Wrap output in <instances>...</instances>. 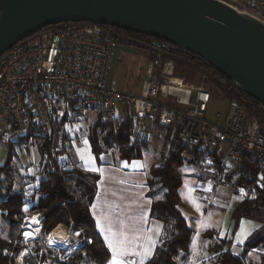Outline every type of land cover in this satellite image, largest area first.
<instances>
[{
  "label": "built area",
  "instance_id": "1",
  "mask_svg": "<svg viewBox=\"0 0 264 264\" xmlns=\"http://www.w3.org/2000/svg\"><path fill=\"white\" fill-rule=\"evenodd\" d=\"M223 1L264 23V0ZM119 46L93 23L48 26L14 45L0 58V153L37 150L65 177L69 138L89 141V122L117 120L125 104L133 142L149 141L148 124L175 129L192 150L201 190L225 187L247 200L264 193V122L235 97L209 118V104L224 94L176 75L170 58L149 61L138 94L118 88L109 75Z\"/></svg>",
  "mask_w": 264,
  "mask_h": 264
},
{
  "label": "trees",
  "instance_id": "2",
  "mask_svg": "<svg viewBox=\"0 0 264 264\" xmlns=\"http://www.w3.org/2000/svg\"><path fill=\"white\" fill-rule=\"evenodd\" d=\"M71 24L61 23L54 26L65 27ZM102 26L111 30L117 39L131 37L137 41L136 43L144 42L142 46L148 50L151 60L173 59L176 63V72L184 76L191 74L192 70L207 73L210 81L216 84L224 97L238 98L264 122V106L239 90L232 80L215 70L201 57L181 50L157 47L154 40L164 42L158 38L107 25ZM158 56L160 57L157 58ZM134 123V118L126 113L121 119L93 124L90 137L93 151L99 155L114 148L124 159L140 158L148 143L146 141L140 144L132 141ZM185 150L192 153L188 147L177 145L165 157L161 165L151 169L150 186L152 189L155 188L157 181L164 189L162 197L153 196L152 217L155 216L164 223V237L155 250L151 264H180L178 257L181 252L190 250L194 230L183 213V201L180 195L183 179L178 172L185 163L182 157ZM15 154L9 152L7 159L0 164V217L11 222L15 235L26 216L36 213H42L45 216L40 235L25 246L30 251L24 257L25 264H46V262L48 264H106L105 257L110 254L89 208V202L99 179L98 175L86 172L80 167L66 166L65 174L70 175L64 177L53 170L52 165L41 162L37 177L33 175L30 178L32 188L29 189L26 186L29 182L17 187V171L12 166ZM25 207L27 211L24 210ZM262 210H264V193L260 192L254 200L242 199L233 210L232 216L238 224L243 217L250 218ZM63 224L72 226L75 231H80L82 237L91 239L92 243H87V240L69 255L65 249H62L60 252L63 256H58L55 249L47 247L46 240ZM216 234L217 231L209 230L204 235L213 238ZM18 239L19 236L6 239L0 234V264H20L11 257L12 252L24 245L23 240L18 241ZM229 241L223 238L219 240L213 247V257L209 264H247L246 259L249 253L255 248L261 250L258 264H264V229L255 231L254 236L245 244L242 254L234 253L229 246ZM15 242H17L16 245ZM22 253L24 252L19 254Z\"/></svg>",
  "mask_w": 264,
  "mask_h": 264
},
{
  "label": "water",
  "instance_id": "3",
  "mask_svg": "<svg viewBox=\"0 0 264 264\" xmlns=\"http://www.w3.org/2000/svg\"><path fill=\"white\" fill-rule=\"evenodd\" d=\"M61 23H93L164 40L204 59L264 106V23L223 0H0V58Z\"/></svg>",
  "mask_w": 264,
  "mask_h": 264
},
{
  "label": "rangeland",
  "instance_id": "4",
  "mask_svg": "<svg viewBox=\"0 0 264 264\" xmlns=\"http://www.w3.org/2000/svg\"><path fill=\"white\" fill-rule=\"evenodd\" d=\"M118 41L120 43V46L118 48V56H120V59L118 58V60L116 59L114 61L110 70L109 81L122 90L138 94L140 92V88L146 74L147 65L149 61H151V56L148 50L143 48L142 45H144V42L136 43L137 41L131 37H122L121 39L118 38ZM159 57L160 56H158L157 58ZM158 60L161 59L159 58ZM175 74L178 76H183L179 72H176ZM186 77L189 81L195 83L206 81L209 86L215 90L216 93L220 92V89L216 86V84L210 81V79L208 78V74H205L201 70H197L195 72L192 70L191 74L186 75ZM228 104L229 100L226 97H223L221 99H213L209 104L207 113L208 117L214 119L215 113L217 111H225ZM121 106L122 103H120V107ZM123 107L121 108L118 119H121L126 113H129V115L131 114V109L129 108V106L125 105L124 110ZM89 123L91 124L93 122L90 121ZM169 132H171V136H175L174 130H169ZM161 140L163 141V139ZM159 141L158 144L161 145V142ZM177 145L183 146L180 141L175 143V147ZM34 152L36 154H34L33 156L36 157V160H34L35 164H33V167L29 166L31 164H27V159H23L25 162L14 160V158L17 157V153L18 156L28 157L31 153H33L32 150H25L22 148L20 152H16L12 159V166L15 167V170L17 171V187L23 185L19 180L20 176H22L25 182H29V184H27L26 186L29 189L32 188V183H30L32 179L30 178L33 175L36 176L38 174L37 165H41V162H44L45 160L37 150H34ZM7 157V150L2 151L0 153V164H2L7 159ZM148 157L149 154H145V158ZM182 157L185 163L178 169V172L183 179V184L180 189L183 201V213L187 218L190 226L193 228L194 232L190 250L189 252H181L178 257L179 263L209 264L213 257V247L219 242L221 238H223L224 240H230L229 246L234 253L242 254L245 244L254 236L255 231L264 229V210H262L259 214L256 213L250 218L243 217L237 224V221L233 218L232 214L235 207L242 200V197L238 193L225 187L216 189L211 195H209L206 191L201 190L200 181L198 178V176L200 175L199 167L195 165L194 162H192V155L186 150L183 152ZM69 165H71V168L75 167V165L72 163ZM159 187L160 186L158 185L156 186L157 192ZM163 195L164 193L163 191H161L160 193H157L156 197L160 198ZM36 214L37 215H28L29 217L26 216L23 219L22 225L19 230L15 232V235L14 230L12 229L11 222L6 220L2 216L0 217V234L6 239H12L13 236H19L18 241H20V239L23 240L24 245H21L22 247H18L14 252L11 253V257H14V259L20 264H25L24 257L30 252L29 249L25 246H27V244L33 238L38 237L41 233L42 223H40L38 214L42 213ZM30 217H35L39 221V223H37V226L34 228L35 234L31 237H25L24 233H26L28 229L25 223L27 222L26 219ZM163 224L164 223L160 219L153 216L150 231L151 239L159 237V233H157L156 230L159 229L161 227L160 225ZM61 226L70 235L67 246L56 244L49 245L48 237L46 240L47 247L55 249L56 254L60 257L63 256L60 252L62 249H65L67 251V254L69 255L76 251L79 247H81L87 240L92 241L91 239L83 238L82 235L76 236L75 233L80 231H75L72 226H67L65 224ZM209 230H215L217 231V234L213 238L206 237L204 234ZM238 237L244 240L242 244L238 242ZM16 244L17 242H15V245ZM21 250H25L26 252ZM20 252H24L22 253V259L18 258ZM260 254V248L252 249L248 255V258L246 259V263L258 264L260 260ZM202 259L203 261L200 262ZM46 264L48 263L46 262Z\"/></svg>",
  "mask_w": 264,
  "mask_h": 264
},
{
  "label": "crops",
  "instance_id": "5",
  "mask_svg": "<svg viewBox=\"0 0 264 264\" xmlns=\"http://www.w3.org/2000/svg\"><path fill=\"white\" fill-rule=\"evenodd\" d=\"M92 122L91 127L96 123ZM147 128L151 133L150 142H147L148 146L143 149L142 156L132 160L122 158L114 148L97 155L93 151L90 140L85 143L77 138L74 139V136L69 138L67 144V156L70 162L99 177L95 192L89 202L90 212L95 222L101 220L105 228L110 225L113 231L124 232L128 237L127 247L130 252H141L142 246L148 245L149 238H151L153 196H157V193L161 191L164 193V189L156 180H153L156 181L155 188L152 189L150 186L151 169L161 165L175 147V143L179 141L173 127L148 124ZM169 130H174L175 136H171ZM32 151L33 153L28 157L17 154L14 160L25 162L23 159H27V164L33 167L34 160H36L33 155L36 153ZM147 153L149 157L145 158ZM81 155L84 159H81ZM89 157L93 158L90 165L85 163ZM37 167L40 168L38 165ZM90 168L98 169V171H91ZM19 180L22 184L25 183L22 176ZM157 185L160 186L158 192ZM160 226L159 237L152 238L156 242V248L162 243L164 237V225ZM97 230L104 240V233L98 228ZM126 258L139 264V255H129ZM202 261L203 259L200 262Z\"/></svg>",
  "mask_w": 264,
  "mask_h": 264
},
{
  "label": "snow or ice",
  "instance_id": "6",
  "mask_svg": "<svg viewBox=\"0 0 264 264\" xmlns=\"http://www.w3.org/2000/svg\"><path fill=\"white\" fill-rule=\"evenodd\" d=\"M87 143V141H85ZM81 159H84L83 155H81ZM92 157H89L85 160V163L90 165L92 163ZM103 159V157H101ZM91 171H98V169L90 168ZM260 179H264V176L260 177ZM242 191V190H241ZM95 207V206H93ZM27 211V207L24 209ZM32 223H39V221L33 217ZM97 228L104 233L105 246L110 255L105 257L106 264H135V261H130L126 257L129 255H139L140 260L139 264H151V261L154 258L156 242L149 238V243L147 246H142L141 252H130L127 245L129 243L128 237L124 232H116L113 231L111 226L108 228L104 227V223L101 220L96 221ZM159 233V229L156 230ZM76 236H80V232L75 233ZM25 237H31L33 235L32 232L24 233ZM49 245L54 244L56 241L52 236L48 237ZM238 242L243 243L244 240L238 237ZM87 243H92V241H87Z\"/></svg>",
  "mask_w": 264,
  "mask_h": 264
},
{
  "label": "bare ground",
  "instance_id": "7",
  "mask_svg": "<svg viewBox=\"0 0 264 264\" xmlns=\"http://www.w3.org/2000/svg\"><path fill=\"white\" fill-rule=\"evenodd\" d=\"M25 225L28 227L27 232H32L34 235L35 234L34 228L37 226V223H32V218H28ZM51 236L56 241L54 244L65 245V246L68 245L70 235L62 226L58 227ZM18 258L22 259L23 255L19 254Z\"/></svg>",
  "mask_w": 264,
  "mask_h": 264
}]
</instances>
